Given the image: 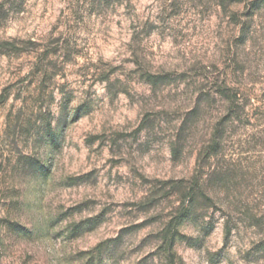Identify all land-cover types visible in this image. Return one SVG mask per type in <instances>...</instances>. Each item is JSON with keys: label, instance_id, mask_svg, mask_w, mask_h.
Masks as SVG:
<instances>
[{"label": "rangeland", "instance_id": "obj_1", "mask_svg": "<svg viewBox=\"0 0 264 264\" xmlns=\"http://www.w3.org/2000/svg\"><path fill=\"white\" fill-rule=\"evenodd\" d=\"M216 169L218 206L171 228ZM0 264H264V0H0Z\"/></svg>", "mask_w": 264, "mask_h": 264}, {"label": "trees", "instance_id": "obj_2", "mask_svg": "<svg viewBox=\"0 0 264 264\" xmlns=\"http://www.w3.org/2000/svg\"><path fill=\"white\" fill-rule=\"evenodd\" d=\"M259 7L257 6V4H255L254 9L256 10ZM145 78H149L148 80L150 84L154 87L157 86L160 81H163V79L159 78L158 76L148 75ZM219 92L228 104V112L217 123V125L215 126L214 133L212 134L211 143L207 147H205L202 153L200 154V159L202 162L211 161L212 159L218 157L221 154L225 139L226 127L228 124L233 123L236 120L235 118H237V116L240 114V111H242L241 107L244 105L242 104L243 97L237 91H233L232 89L225 87V89H221ZM66 106L67 105L65 103L62 105L61 116L58 119L57 123L59 129L65 127L67 123L71 120L69 114L67 113ZM196 112L197 109L193 111L190 116H194ZM186 124L187 123L185 122L184 127L179 132L178 140L180 141L182 140L183 134H185L184 128H186ZM45 127L47 129L46 138L48 144L52 146L53 144L58 142L59 129L55 130L53 124L50 123L49 120L45 123ZM181 148L182 145L180 142L174 145L173 152L175 156L179 154ZM28 169L35 173L41 170V173L43 174L47 173L49 170L48 167L36 163H30V165H28ZM230 177L231 176L229 175V173H221L216 169L206 180V185L200 186L199 181L197 182V180L193 181L192 184L188 187H183V185L180 186V184H176L174 190L176 189L179 194L181 205L176 211V213H174L173 215V219L171 221V228L175 227L176 229L186 221L196 219V217L204 210L208 211L210 209L216 208V206H218L219 204L218 201L212 198L207 191L211 187H220L223 189L226 188L227 183L230 182ZM225 232L227 239H229L232 235V227L229 223H226L225 225Z\"/></svg>", "mask_w": 264, "mask_h": 264}]
</instances>
